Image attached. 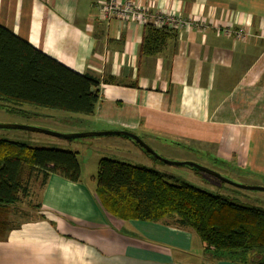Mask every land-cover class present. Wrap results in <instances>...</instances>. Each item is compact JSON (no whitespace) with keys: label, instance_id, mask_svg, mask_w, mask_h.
<instances>
[{"label":"crops","instance_id":"crops-1","mask_svg":"<svg viewBox=\"0 0 264 264\" xmlns=\"http://www.w3.org/2000/svg\"><path fill=\"white\" fill-rule=\"evenodd\" d=\"M102 1L0 0L2 28L99 82L94 114L73 115L78 124L60 132L128 131L156 152L198 161L187 156L197 151L208 166L220 165L213 170L223 176H252L264 186V0H138L153 13L205 19L250 34L239 41L212 29L171 31L154 54L144 51L148 28L103 20ZM63 143L47 140L44 146L69 148L79 157ZM105 143L145 157L137 166L156 169L157 161L135 142L120 137ZM92 145L70 144L82 154L83 148L94 152ZM99 152L92 159L96 168L113 156ZM92 160H78L79 182L52 174L43 184L37 176L26 197L0 207V264H252L214 260L197 234L174 220L112 217L96 197Z\"/></svg>","mask_w":264,"mask_h":264},{"label":"trees","instance_id":"trees-1","mask_svg":"<svg viewBox=\"0 0 264 264\" xmlns=\"http://www.w3.org/2000/svg\"><path fill=\"white\" fill-rule=\"evenodd\" d=\"M147 28L144 51L154 54L156 46L171 31ZM98 86V80L92 76L68 69L0 26V102L9 113L28 115L21 108L30 106L89 117L99 102ZM3 138H0V207L11 206L26 197L37 176L43 177V184L52 174L79 182L77 153L33 148L25 142ZM95 179L96 197L112 217L148 222L171 219L180 228L194 231L216 261L249 259L252 264H264V209L190 184H179L173 176L157 169L111 158L99 161ZM4 212L0 210V214Z\"/></svg>","mask_w":264,"mask_h":264},{"label":"rangeland","instance_id":"rangeland-1","mask_svg":"<svg viewBox=\"0 0 264 264\" xmlns=\"http://www.w3.org/2000/svg\"><path fill=\"white\" fill-rule=\"evenodd\" d=\"M4 103L0 102V125H26V126H32V127H38L42 128L45 130H50V131H55L59 132L62 129H67L65 127L66 125L70 126H76L78 123L74 121L73 115L70 113L62 112V111H55V110H48V109H36L30 106H23L21 109L24 110L23 113H26L28 115H19V114H13L9 113L3 106ZM7 106V105H6ZM30 112H33L32 115ZM75 120H77L75 118ZM82 122H80V125ZM50 128V129H49ZM92 132H97V131H92ZM81 133V132H80ZM4 137L8 140L11 141H22L27 143L30 147L33 148H46L50 146H44L45 141L47 140H56L57 143H63L66 140H63L61 138H55L51 137L49 135H45L42 133H37V132H32V131H26V130H19V129H4L0 128V138ZM121 136H95V137H87L83 139H77V140H88V142L92 141L95 145L90 146L91 149L94 148V152L92 150H87L85 153V149L83 148V154L80 148L76 149L73 146H70L71 142L76 141H66L68 143H63L65 144L64 146L71 147L72 150L79 151V157L78 160L81 161L84 159L85 161L89 162V160H92L93 157L97 153H101L99 151L102 150V153H107V154H113L112 158L124 161L125 163H130L132 165H137L138 163H145V157H140L137 156L136 154H131L130 152L126 150H120L117 151L115 150V143L114 146L111 145L110 143L106 144L105 142H110V140H113L115 138H120ZM3 138V139H4ZM122 138V137H121ZM42 139V140H41ZM45 140V141H43ZM98 142V143H97ZM98 144V145H97ZM99 144H104L99 145ZM47 145V144H46ZM53 147V146H52ZM82 148V147H81ZM69 148L62 149V150H68ZM71 151V149H70ZM158 152H161L160 150ZM157 152V153H158ZM95 154V155H94ZM175 154L178 156L177 153L173 152H161L159 155L169 161L173 162H192L195 164H198L200 166L206 167L208 169H222L220 165H217L216 167L213 166H208L206 158H204L203 153L200 152H191L188 153L189 155L193 158H197L198 161H182V160H177L179 158H175ZM115 155V156H114ZM182 157L181 155H179ZM111 158V159H112ZM144 158V159H143ZM93 161V160H92ZM91 161V162H92ZM90 162V163H91ZM94 162V161H93ZM156 169L159 171H162L166 174H169L173 176L175 179H177V183H186L190 184L192 186H195L197 188H200L204 191H207L209 193L215 194V195H220L227 197L231 200H235L239 203L246 204V205H251L255 207H259L264 209V191H247L241 188H238L234 185L227 184L220 179L209 175L207 173L198 171L190 166H178V165H170V164H165V163H160V162H154ZM90 165V164H89ZM90 169V173H93L97 176L98 173V164L97 168L95 167V162L94 165L92 164V168ZM215 171V170H214ZM233 173V172H231ZM236 173V171H235ZM238 174H243V172L236 173ZM231 175V174H230ZM226 177V176H225ZM227 179L237 183V184H243V185H249V186H260L257 181L258 179H255L252 176H247L246 179L243 177H238V176H232L231 178L226 177ZM264 187L263 185H261ZM32 191V190H31ZM38 191V188L36 189V192ZM39 193L37 192V195ZM37 197L33 198L31 201V204H37Z\"/></svg>","mask_w":264,"mask_h":264},{"label":"built area","instance_id":"built-area-1","mask_svg":"<svg viewBox=\"0 0 264 264\" xmlns=\"http://www.w3.org/2000/svg\"><path fill=\"white\" fill-rule=\"evenodd\" d=\"M101 18L105 21L120 20L123 22H135L143 26H153L158 29L169 31L215 30L218 35L245 41L250 34L244 28H235L217 22H209L205 19L185 18L181 15L167 13L164 11L151 12L141 5L138 0H103L101 3Z\"/></svg>","mask_w":264,"mask_h":264},{"label":"water","instance_id":"water-1","mask_svg":"<svg viewBox=\"0 0 264 264\" xmlns=\"http://www.w3.org/2000/svg\"><path fill=\"white\" fill-rule=\"evenodd\" d=\"M0 128L4 129H19V130H26V131H32L37 133H42L45 135H49L51 137L55 138H61L64 140H77V139H83L87 137H95V136H121L127 139H130L131 141L135 142L139 146L142 147L143 150L148 152L152 157L158 159L162 163L170 164V165H178V166H190L198 171L207 173L209 175H212L221 181L234 185L238 188L247 190V191H264V187L262 186H249V185H243V184H237L229 179H227L222 174L212 170L208 169L206 167L200 166L198 164L192 163V162H173L169 161L163 157H161L155 150H153L140 136L128 132V131H100V132H81V133H59L55 131L45 130L38 127H32V126H26V125H0Z\"/></svg>","mask_w":264,"mask_h":264}]
</instances>
